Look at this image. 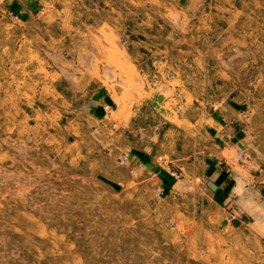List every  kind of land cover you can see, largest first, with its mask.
<instances>
[{
	"label": "rangeland",
	"instance_id": "374dc122",
	"mask_svg": "<svg viewBox=\"0 0 264 264\" xmlns=\"http://www.w3.org/2000/svg\"><path fill=\"white\" fill-rule=\"evenodd\" d=\"M218 172L264 197V0H0V264H207L173 197Z\"/></svg>",
	"mask_w": 264,
	"mask_h": 264
},
{
	"label": "crops",
	"instance_id": "0c3cea01",
	"mask_svg": "<svg viewBox=\"0 0 264 264\" xmlns=\"http://www.w3.org/2000/svg\"><path fill=\"white\" fill-rule=\"evenodd\" d=\"M190 135L193 140L189 149L190 152L186 151L182 155V159L185 160L184 166L189 169L190 175L191 171H194L192 176L189 175L188 179L185 178L186 188L188 189L196 187L195 181L202 178V174L211 172V168L208 165L203 171L200 169L202 155L198 153L202 150L200 143L202 129L200 133L194 132ZM210 138L215 140L212 136ZM216 139L218 140V138ZM224 148L225 146L221 149V152H224ZM225 149L229 150L230 155H232L234 150L237 151L236 146L231 143ZM206 156L204 158L205 162L209 161L211 155L208 154ZM198 166H200L199 169L197 168ZM196 170H198L200 175L197 176ZM218 175L219 179L216 183L210 177L211 179L208 180L206 186H202L205 190H210L209 194L202 191V195L199 196H174L176 204L183 205L182 212L179 214L186 220H190L189 222L195 221L197 214L200 215L202 260L208 262L207 264H256L259 260V257L255 255L256 251H264V197L242 196L232 199L220 194L216 195L212 191L216 184L223 182L227 177V180H231V177L227 176L226 173L218 172ZM235 203L241 205L242 210L247 212L248 215H252V217H254L255 213L259 217L262 216L260 219L262 220L260 222L262 229L255 228L254 222H250L251 227L246 229L225 225L224 219L227 214V207Z\"/></svg>",
	"mask_w": 264,
	"mask_h": 264
},
{
	"label": "built area",
	"instance_id": "2783aa9c",
	"mask_svg": "<svg viewBox=\"0 0 264 264\" xmlns=\"http://www.w3.org/2000/svg\"><path fill=\"white\" fill-rule=\"evenodd\" d=\"M173 174H174L176 177H178V176H179V173H178V172H176V171H174V172H173Z\"/></svg>",
	"mask_w": 264,
	"mask_h": 264
}]
</instances>
